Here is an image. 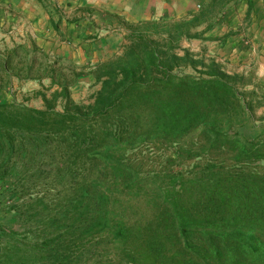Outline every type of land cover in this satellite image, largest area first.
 I'll return each instance as SVG.
<instances>
[{"label": "trees", "instance_id": "16d2710c", "mask_svg": "<svg viewBox=\"0 0 264 264\" xmlns=\"http://www.w3.org/2000/svg\"><path fill=\"white\" fill-rule=\"evenodd\" d=\"M238 1L114 15L124 44L88 71L87 104L70 92L86 71L33 39L1 41L0 93L34 82L41 108L0 103V180L16 177L0 264H264V133L238 132L264 87L183 46Z\"/></svg>", "mask_w": 264, "mask_h": 264}, {"label": "rangeland", "instance_id": "374dc122", "mask_svg": "<svg viewBox=\"0 0 264 264\" xmlns=\"http://www.w3.org/2000/svg\"><path fill=\"white\" fill-rule=\"evenodd\" d=\"M64 1L59 8L64 16V26L61 28H53L48 34L44 25L48 22L47 15L43 17L39 27H32L29 23H25L22 33L18 31V27L14 26L13 33L8 35L6 39L1 41L22 42L27 38L33 39L36 44L52 56L62 57L69 61L78 69L86 71L85 76L79 78L72 86L70 92L72 98L79 103L87 104L91 95L98 90L99 86L95 85L94 79L88 74L98 63L106 61L120 51V47L124 44L123 28L118 26L114 15H118L115 11H129L136 5H144L142 7L148 9L155 6L153 18L158 19L159 13L163 10L159 7L157 0H69ZM51 8V7H49ZM199 8H195L197 11ZM51 11V10H50ZM121 13V12H120ZM149 13V11H148ZM58 14H54V19H58ZM122 17V18H121ZM124 19L123 15H120ZM176 19L183 17H174ZM125 20V19H124ZM49 21H52L50 18ZM137 23V22H131ZM57 24H59L57 20ZM41 29L40 34H35L34 29ZM61 29V30H60ZM208 41V40H207ZM183 43V46L186 47ZM192 43V44H191ZM188 48V47H187ZM189 49H200L193 51L197 55H203L205 58H212L217 61L221 67L228 73L252 72L254 77L260 80L264 87L262 78L257 73L264 71V65L260 60L257 65L249 64L242 66L230 65L218 53L217 46L209 42H200L198 40L190 41ZM263 64V63H262ZM47 82H45V86ZM39 89L38 84L34 82L17 84L16 81L7 90L0 93V103H23L30 107L41 108V102L33 98V91ZM238 132L247 139L255 138L264 133V107L259 108L253 118L244 126L238 129ZM16 177L10 176L0 180V226L5 228H15L16 214L13 211L14 201L11 200L10 191Z\"/></svg>", "mask_w": 264, "mask_h": 264}, {"label": "crops", "instance_id": "0c3cea01", "mask_svg": "<svg viewBox=\"0 0 264 264\" xmlns=\"http://www.w3.org/2000/svg\"><path fill=\"white\" fill-rule=\"evenodd\" d=\"M64 1L70 2L69 0H42L41 2L39 0H0V40L6 39L13 33V25L17 26L21 33L25 23H29L32 27H39L40 21L44 16L46 18V15L48 22L44 25V30L46 29L48 34L59 18H62L58 24L61 28L65 22L59 8ZM206 1L157 0L159 7L163 10L158 15L159 18L164 19L184 17L190 12H195V8H199ZM141 6L144 7V5H136V11L130 8L128 12L117 10L115 12L119 16L123 15L129 22H139L154 17L153 14L156 11L154 5L148 7L147 12ZM252 6L249 12L246 0L231 4L216 26L205 34L209 40L200 41H211L215 44L222 59L234 67L246 64L257 65L258 60L261 62L260 68L264 65V0H252ZM56 13L59 15L58 19L53 17ZM50 18L52 21H49ZM34 31L35 34L42 32L41 29L36 28ZM185 44L186 47H190V42ZM198 50L200 49H191L195 52ZM257 74L264 82V71Z\"/></svg>", "mask_w": 264, "mask_h": 264}]
</instances>
